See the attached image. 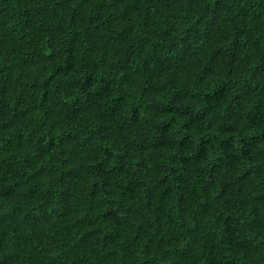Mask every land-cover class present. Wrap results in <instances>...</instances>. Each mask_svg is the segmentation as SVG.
Listing matches in <instances>:
<instances>
[{"label":"trees","instance_id":"trees-1","mask_svg":"<svg viewBox=\"0 0 264 264\" xmlns=\"http://www.w3.org/2000/svg\"><path fill=\"white\" fill-rule=\"evenodd\" d=\"M0 264H264V0H0Z\"/></svg>","mask_w":264,"mask_h":264}]
</instances>
